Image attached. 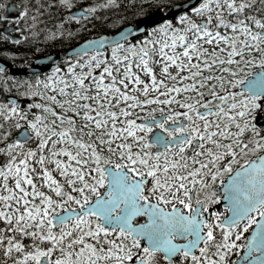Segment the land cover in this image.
Returning <instances> with one entry per match:
<instances>
[{
  "label": "snow or ice",
  "instance_id": "1",
  "mask_svg": "<svg viewBox=\"0 0 264 264\" xmlns=\"http://www.w3.org/2000/svg\"><path fill=\"white\" fill-rule=\"evenodd\" d=\"M0 24L25 49L0 57L47 61L0 64V264H264V0H18Z\"/></svg>",
  "mask_w": 264,
  "mask_h": 264
},
{
  "label": "water",
  "instance_id": "2",
  "mask_svg": "<svg viewBox=\"0 0 264 264\" xmlns=\"http://www.w3.org/2000/svg\"><path fill=\"white\" fill-rule=\"evenodd\" d=\"M15 2H9L8 4H13ZM10 11H14V9H10ZM10 31V30H9ZM64 52L63 51H57V52H51V53H48L49 57H52L53 55L56 56L57 59H62L63 56H64ZM41 63H47L46 60H42V59H39V56L36 58V59H33L31 64L28 65V66H20L21 65V62L18 61V62H10L2 57H0V64H4V65H7V67L9 68V70L14 73V74H17V75H23L25 74L23 72V68L24 67H27L29 71H32V72H35V71H43V69H40L37 67V65L41 64ZM21 99V98H20ZM21 101H23L21 99Z\"/></svg>",
  "mask_w": 264,
  "mask_h": 264
},
{
  "label": "trees",
  "instance_id": "3",
  "mask_svg": "<svg viewBox=\"0 0 264 264\" xmlns=\"http://www.w3.org/2000/svg\"><path fill=\"white\" fill-rule=\"evenodd\" d=\"M9 1L10 0H0V3L6 4ZM14 1H16L18 3V0H14ZM3 26H4L3 24H0V28H3ZM85 35H87V33ZM72 43H75V41H73ZM65 47H67V44H61L60 42H57V44L55 46H49V48L45 49L44 51L49 53V52L61 50L62 48H65ZM5 51L23 52V51H25V49H19V48L14 47L13 41H0V53L5 52ZM34 55L38 56V55H41V53H35ZM3 58L10 60V61H13L12 58H10V57H3ZM27 59H28V57L21 56V57H18L16 60H21L24 63V61Z\"/></svg>",
  "mask_w": 264,
  "mask_h": 264
},
{
  "label": "rangeland",
  "instance_id": "4",
  "mask_svg": "<svg viewBox=\"0 0 264 264\" xmlns=\"http://www.w3.org/2000/svg\"><path fill=\"white\" fill-rule=\"evenodd\" d=\"M10 1H14V0H10ZM16 2V1H15Z\"/></svg>",
  "mask_w": 264,
  "mask_h": 264
},
{
  "label": "bare ground",
  "instance_id": "5",
  "mask_svg": "<svg viewBox=\"0 0 264 264\" xmlns=\"http://www.w3.org/2000/svg\"><path fill=\"white\" fill-rule=\"evenodd\" d=\"M10 2V1H9ZM15 2V1H14Z\"/></svg>",
  "mask_w": 264,
  "mask_h": 264
}]
</instances>
